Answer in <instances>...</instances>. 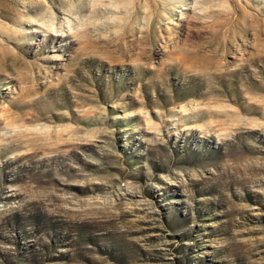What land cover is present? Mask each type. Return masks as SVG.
Here are the masks:
<instances>
[{"label": "rangeland", "instance_id": "rangeland-1", "mask_svg": "<svg viewBox=\"0 0 264 264\" xmlns=\"http://www.w3.org/2000/svg\"><path fill=\"white\" fill-rule=\"evenodd\" d=\"M0 264H264V0H0Z\"/></svg>", "mask_w": 264, "mask_h": 264}]
</instances>
